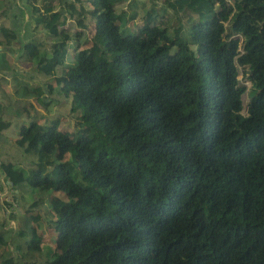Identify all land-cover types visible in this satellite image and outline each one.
<instances>
[{"label":"trees","instance_id":"16d2710c","mask_svg":"<svg viewBox=\"0 0 264 264\" xmlns=\"http://www.w3.org/2000/svg\"><path fill=\"white\" fill-rule=\"evenodd\" d=\"M122 1L23 0L13 99L0 73V133L20 117L0 172L23 205L16 228L0 221V264H264V0ZM69 96L73 138L29 99Z\"/></svg>","mask_w":264,"mask_h":264},{"label":"crops","instance_id":"0c3cea01","mask_svg":"<svg viewBox=\"0 0 264 264\" xmlns=\"http://www.w3.org/2000/svg\"><path fill=\"white\" fill-rule=\"evenodd\" d=\"M9 7L7 8V14L12 19L11 20V36L14 39L13 45L4 46L0 45V50H4L6 53V57L10 62V69L2 70L0 69V73L6 78L4 88L8 93L9 98L13 99L14 91L16 92L17 88V81L23 79L28 74L29 63L22 61L18 58L20 52V44L24 40H26L29 35L31 34V27H30V14L27 8L23 5V0H8ZM30 101L34 104V106L39 110V112L43 114H50L49 111L43 112L38 108L36 102L34 101L33 97L29 98ZM1 101V99H0ZM40 105V104H39ZM43 107V106H41ZM55 109V106H53ZM45 109V108H44ZM47 110H51V105L47 108ZM15 109H8V113H14ZM4 118V116H3ZM5 120L9 121L8 126L2 129L0 133V139L2 141H6L8 143H12L13 138L15 137V127L14 121L17 119L20 121V117L14 116L11 119L4 118ZM39 121V119H38ZM40 122V121H39ZM1 128V127H0ZM1 141V140H0ZM5 147V145L3 144ZM10 155V154H9ZM4 190H0V194ZM1 198V197H0ZM0 209H1V202H0Z\"/></svg>","mask_w":264,"mask_h":264},{"label":"rangeland","instance_id":"374dc122","mask_svg":"<svg viewBox=\"0 0 264 264\" xmlns=\"http://www.w3.org/2000/svg\"><path fill=\"white\" fill-rule=\"evenodd\" d=\"M135 1H136L138 6H139L140 2H142V0H135ZM126 2H127V0H123L119 6H122V7L125 6ZM144 4H147V2H144ZM138 10H140V9H138ZM162 14H163V12L160 11L159 15L156 16V18H155L156 22L161 18ZM139 22H140V20L137 18L136 20L132 21V25L138 24ZM61 28L66 29L68 32H73V30L76 28L75 22L73 20H67ZM88 32H89V30L84 31L83 33L80 32L82 35V38L80 39L78 48L75 51H73L69 48L68 53H67V58L65 59L64 63L69 62L71 57L72 58L78 57V55L81 53V50H83L85 47H87L89 42L87 40V37L86 38H84V37H85V35L86 36L88 35ZM239 39H240V37H239ZM70 55H71V57H70ZM56 68L58 69L59 66H56ZM237 68H238L237 78H238L239 82L242 83L245 87L244 91L241 93V109H240V112L245 114L246 103L248 100V91L247 90L250 86V82L248 79H246L245 75L242 73V67L237 65ZM69 99H71V96H69L64 101V103L62 104L63 105L62 107H55V108H56V110H58V113H60L59 127L67 130L70 133V136L73 138V137H75V135L78 131H80L82 129L86 130V126L82 122L81 117H79L75 112L70 110V104L71 103H70ZM36 104H37L38 108L40 107V110H42L43 112L49 111L50 114H47V115L52 114V109L54 108L53 106H51V110H47L46 108L44 109V107H41V105H39L37 102H36ZM38 119L41 122V119L40 118H38ZM67 153H69V150ZM22 205H23V202L19 200L18 202H16V205L13 206V208L9 212H6L2 208L0 209V221L4 223L5 227L16 228V223H17L16 219L18 216H20L22 214ZM9 214H12L13 217H10ZM41 236L43 239L48 240L49 242L53 243L54 233L52 232L51 229L46 228L45 231L41 234Z\"/></svg>","mask_w":264,"mask_h":264},{"label":"built area","instance_id":"2783aa9c","mask_svg":"<svg viewBox=\"0 0 264 264\" xmlns=\"http://www.w3.org/2000/svg\"><path fill=\"white\" fill-rule=\"evenodd\" d=\"M7 180L4 179L3 174L0 172V188L4 190L0 194V202H1V208L5 210L6 212H9L13 206L16 205V199L13 198V189L9 186H6ZM0 189V190H1ZM10 193V194H9Z\"/></svg>","mask_w":264,"mask_h":264}]
</instances>
